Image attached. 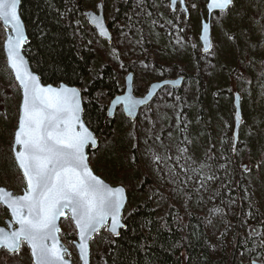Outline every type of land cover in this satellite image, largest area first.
Returning a JSON list of instances; mask_svg holds the SVG:
<instances>
[{
    "label": "rangeland",
    "instance_id": "rangeland-1",
    "mask_svg": "<svg viewBox=\"0 0 264 264\" xmlns=\"http://www.w3.org/2000/svg\"><path fill=\"white\" fill-rule=\"evenodd\" d=\"M113 1L103 2L105 18L109 21L117 13ZM98 2L102 1L85 0L82 12L95 11ZM153 2V13L148 5L144 10L134 12L138 19L143 17L141 29L123 27L112 45L98 39L88 25L76 23L75 34L80 48H84L81 46V32L79 34L81 28L88 39V48L93 52V70L108 61L123 82L127 74L125 70L131 68L134 71V93L142 96L150 83L178 76L170 66L164 64V59L189 61L192 65L195 63L193 52L197 47L202 56L198 58L203 66L201 80L210 79L214 86L204 90V109L201 111L194 68H190L187 71L190 78L180 90H164V95L158 96L136 121H127L118 110L113 121L116 126L126 129L125 151L122 154L125 157L121 161L110 157L106 146L113 140L107 139L100 143L99 153L94 156L97 161L95 163L93 159V162L97 165L99 176L105 181L114 180V177L122 174L117 171L123 169L127 179L134 181L129 186L132 196L130 203H136L140 199L138 191L142 178L139 172L135 173L140 175L139 178H134L132 170L137 167L133 158L138 155L148 179L146 191L151 203L161 208L163 195L167 194L172 204L184 213L190 210L203 215L220 253L222 241L217 240V236L225 231L226 218L233 220L238 214L245 215L249 202L257 200L264 193V159L262 156L258 159L259 155H264V0H235L227 14L213 16L212 39L216 49L207 55L200 52L197 15L193 17L194 24L182 26L183 32L173 34L170 27L165 25L166 14L161 10L158 13L159 2ZM196 7L201 9L202 5ZM1 31L2 28L0 187L17 195L23 188V180L11 147L21 95L19 89L15 91L11 85L14 81L5 63ZM150 51L155 53L156 60L148 56ZM132 56L137 59L132 60ZM162 72L168 77L163 78ZM215 89L217 95L213 93ZM226 92L230 93L229 97ZM233 93H239L241 97L243 116L236 147L232 140ZM177 98H180V105ZM221 151L228 155L224 162ZM231 156L233 163L230 162ZM255 162L258 163L257 169H260L254 175L250 170ZM234 167L243 172H236ZM2 210L0 225L7 218V213ZM96 237L91 244H98L97 259H101L110 237L107 234ZM18 255L13 256L15 261L24 264V259L18 258ZM71 260L79 264L78 259Z\"/></svg>",
    "mask_w": 264,
    "mask_h": 264
},
{
    "label": "trees",
    "instance_id": "trees-1",
    "mask_svg": "<svg viewBox=\"0 0 264 264\" xmlns=\"http://www.w3.org/2000/svg\"><path fill=\"white\" fill-rule=\"evenodd\" d=\"M130 1L127 5L120 4L121 12L117 15V25L122 28L131 26L140 30L142 22L132 9L130 12L124 11L126 7H131ZM84 8L85 0H21L20 14L29 39L24 53L42 83L64 82L82 89L85 124L97 136L100 143L107 139L113 140L106 149L110 157L121 161L125 157L122 154L125 151L126 129L116 126L113 119L107 117V105L112 98L122 93L123 82L108 61L93 70V52L88 48V39L81 28L79 34L81 32L83 41L81 46L84 48H80L75 27L77 22L87 25L82 12ZM166 20H168L167 16ZM3 36L1 31V37ZM215 49L216 44L213 43L212 51ZM198 51L196 47L193 52L195 63L192 65L189 61L178 62L174 59H164V64L170 66L178 76H184L185 81L190 78L187 71L194 68L197 97L201 104L199 108L201 107L200 110L203 111L204 90L210 89L214 84L210 79L201 80L203 66L198 58L202 56ZM154 54L150 51L148 56L156 60ZM136 59V56H132V60ZM162 73L163 78L168 77L165 72ZM11 85L16 91L15 83ZM213 93L217 95V90L215 89ZM225 94L230 96L228 92ZM161 95H164V91L159 97ZM177 101L180 105V98H177ZM98 153L88 150L90 165L97 175L99 171L93 159L96 163L94 156ZM261 156L264 159V155H259L258 159ZM227 157L228 155L222 152L223 162ZM230 162H234L232 156ZM133 163L137 166L132 170L134 178H139L140 175L142 178L138 191L140 199L136 203H130L132 198L130 185L134 181L132 178L127 179V173L123 169L117 171L122 174L114 177V180H106L114 186L123 184L128 191V209L123 217L125 230L121 231L117 238L110 237V243L101 259H97L98 244L95 242L91 244V259H93L91 264H250L253 260L264 264V193L257 200L249 202L245 215L238 214L233 220L226 218L224 232L227 234L222 232L217 236V240L222 241V250L218 253L219 250L214 244L205 217L190 210L184 213L172 204L167 194L163 195L164 203L161 208L154 206L147 197L148 179L145 177L138 155L134 156ZM257 164L255 162L250 170L254 175L259 173L260 168L257 169ZM106 166L105 164L104 167ZM112 167L113 164L111 169ZM234 168L236 172L242 171L237 167ZM137 172L140 173L139 176L135 174ZM105 234V230L100 232V235ZM60 235L71 251V259L77 261L71 247L75 233L70 221L61 223ZM18 258H23L24 264H31L29 254L24 247ZM13 260L15 261L16 258L0 251V264H21Z\"/></svg>",
    "mask_w": 264,
    "mask_h": 264
},
{
    "label": "snow or ice",
    "instance_id": "snow-or-ice-1",
    "mask_svg": "<svg viewBox=\"0 0 264 264\" xmlns=\"http://www.w3.org/2000/svg\"><path fill=\"white\" fill-rule=\"evenodd\" d=\"M18 3L0 0V21L14 34L7 41V59L23 91L13 153L26 187L22 195L0 188V204L10 210L12 221L18 225L8 233L0 228V248L18 253L26 244L34 264H65V250L56 236L60 231L57 220L64 216L75 223L80 257L83 264H88L87 241L109 219L110 231L116 233L126 192L122 187L107 185L88 166L84 149L96 142L82 124L77 130L79 90L63 85L58 89L41 87L28 71L20 51L26 37L17 14ZM172 3L183 5V0ZM232 4L233 0H210L209 12L217 9L223 13ZM89 21L104 34L100 17L90 16ZM202 31H208L207 25ZM119 99L128 115L144 103L132 95Z\"/></svg>",
    "mask_w": 264,
    "mask_h": 264
},
{
    "label": "water",
    "instance_id": "water-1",
    "mask_svg": "<svg viewBox=\"0 0 264 264\" xmlns=\"http://www.w3.org/2000/svg\"><path fill=\"white\" fill-rule=\"evenodd\" d=\"M209 2H210V0H207L206 6H205L206 15H205V17L202 16V18H201L200 30H199V36H198V42H199L200 47H201V54L202 55H207V54L211 53V50H212V26H211V21H212L213 15L221 13L217 9H213L212 12L210 13L209 12V7H208ZM176 4H173L172 0H170V5L169 6H170V10L171 11H174V9L176 7ZM231 6L228 9H226L223 13L227 12L231 8ZM20 8H21V0H19V3L17 5V14H18V16H19V18L21 20V26H22V28L24 30L26 41H25V43H24V45H23V47L21 48L20 51H21V55L25 59V63H26V67H27L28 71L33 76L36 77L37 83L41 87H45V88L52 87L54 89H58L61 85H63L65 87L76 88V89L79 90L81 103H80L79 122L77 123V130H79V126L82 124L91 133V135L93 136V138H94V140L96 142L95 144H92L90 142L88 145L85 146L84 152H85V155L87 157L88 166H89L90 170L93 172V174L96 175L98 178L102 179L107 185H109L110 187H113V188L122 187V188L125 189V192H126V202L124 203V206H123V208L121 210V214H120V217H119L120 226L116 229V233L114 234V233H112L110 231L111 219H109L108 221H106L105 226L101 227L98 230V232L94 233L92 235V237L87 241L88 250H87L86 259L88 261V264H90V261H91V242L94 240V238L97 235H99V233L102 230H105L106 233L112 238L119 237L120 232L125 230V224H124L123 216H124V212L126 211V208H127V205H128V201H129L128 192H127V189L124 186H121V185L113 186L110 183H108L107 181H105L102 177H100L97 174H95V172L93 171V169L90 166L88 150H90L91 152H96L99 149L100 142H99V139L97 138V136L87 127V125L84 122V119H83V112H84L83 96L84 95H83V91L81 90V88L79 86H77V85H69V84H66L64 82H60L58 84H44V83H42L39 75L32 70L30 62H29L28 58L26 57V55L24 53L25 47L29 43V39H28L27 31H26V26H25V24H24V22H23V20L21 18ZM180 9L182 10V12H184L186 19H188V10H187V8L185 6V1L184 0H183V5L180 4ZM93 15L101 18V23L103 24V27H104V34H100L97 31V29L90 23L89 17L93 16ZM84 16H85V19H86L89 27L92 30H94V32L96 33L97 37L100 40H102V41H104V42H106L108 44L112 43L111 32H110V30L108 28V23L105 20L104 12H103L101 3H99L98 6H97V12H93V11L85 12ZM0 25H1L3 33H4V40H3V43H2V48H3L4 57H5V63H6V66H7L8 70L10 71V73H11V75L13 77V81H14L15 85L18 87V89L20 91V95H21L20 105H19V112H18V117H17V124H16V129H15V131L13 133L12 147H11V152H12L13 159H14L13 145H14L15 132H16V130L18 128V123H19L20 106H21V102H22V99H23V91H22V88H21L19 82L15 79V74H14L13 70L11 69L10 65L8 64V59H7V50H6L7 41L14 34L12 33L10 26H5L2 21H0ZM204 25H207V27H208V31L207 32H203L202 31ZM202 36H203V39L201 38ZM206 42H207V48H206ZM133 82H134V74L132 72H128L126 74V76L124 77V79H123V91H122V93L117 95V96H115L114 98H112L110 100L108 106H107V116H108V118L113 119L115 114H116V112L118 111V109H121V112H122V114H123L125 119H127L130 122L136 121L138 119L140 111L142 109H145L146 107H148L162 91H164L165 89H171V90H174V91L180 90L182 88L184 82H185V78L183 76H178L176 78H168V79H162V80H159V81L152 82L147 87V90H146L145 94L143 96H139V97L135 96V94H134ZM126 95H132L135 99H142L144 101V103L141 106H139L137 108L136 112L133 113L132 115H128V113L124 110V105L120 102V99H119L120 97L126 96ZM232 107H233V110H234L232 140H233V146L236 147L238 142H239V133H240L241 125H242V122H243V116H242V110H241V97H240L239 93H233L232 94ZM14 162H15V160H14ZM15 164H16V162H15ZM16 166L18 168L17 164H16ZM18 170H19V168H18ZM19 172H20L21 177L23 179V176H22V173H21L20 170H19ZM23 182H24V180H23ZM24 187H26L25 182H24ZM0 188L5 189L6 192L13 193L12 191H9V190H7L4 187H0ZM22 194H23V189L21 190V193L18 194V195H22ZM0 207H2L7 212V215H8L7 219H5L4 222H3V225H0V228H3L5 233H8V232L18 228V225H16L12 221L10 210H8L6 208V206L3 205V204H0ZM67 220L70 221V223L72 224V227L74 228V232H75V240L72 241L71 246L73 247V249L75 251V254H76V257L78 259L79 264H83V261L81 260V257H80L79 247H78L79 242H80L79 241V234H78V230L75 227V223L73 221H71L70 219H66L64 216H60L58 218V220H57V225H58L60 231L58 233H56V236H57V239H58V244L65 250L63 252V254H62L64 262H65V264H74L73 261L68 258L71 255V252H70L69 248L67 247V245L62 241L61 236H60V233H61V222L62 221H67ZM24 246H25V248L27 249V251L29 253L31 264H34V260H33V257L31 255V251H30L29 247L26 244H24ZM21 248H22V246H21ZM21 248H20V250H21ZM0 250L5 251L8 255H15V254H18L20 252V250H19L18 253H12V252H9V251H7V250H5L3 248H0ZM250 264H259V263L257 261L253 260V261L250 262Z\"/></svg>",
    "mask_w": 264,
    "mask_h": 264
},
{
    "label": "flooded vegetation",
    "instance_id": "flooded-vegetation-1",
    "mask_svg": "<svg viewBox=\"0 0 264 264\" xmlns=\"http://www.w3.org/2000/svg\"><path fill=\"white\" fill-rule=\"evenodd\" d=\"M101 1L102 2H98L96 4L95 11H93V12H97V6H98L99 3L102 4V9H103V12H104L105 9H104L103 2L105 3L108 0H101ZM184 1H185V6H186V8L188 10V19H186L184 12H182V10L180 9V4L179 3L176 4V7H175L174 11H171L170 10V6H169L170 5V0H157V2H159L158 13H160L159 11L161 10L162 13L166 14L168 20H166L165 25L170 27V30H171V32H173V34L174 33L179 34V31H180V33L183 32L182 26L187 27L189 25L194 24L193 17L196 16V15H197L198 20H199V28H200L201 18H202V16L205 17V15H206L205 6H206V3H207V0H184ZM128 3H129V0H114L113 1V8L115 9V11L117 10V13H116L115 17L111 21L106 20V18H105L106 22L108 23V28H109V30L111 32V36H112V43H110V44L107 43L108 45H112L113 44L115 39L117 37H119L118 34L122 30L121 29L122 27H118V25H117V15L121 12L120 4L127 5ZM234 3H235V0H233L232 6L234 5ZM198 4L202 5L201 9L196 7V5H198ZM145 5H148V7L151 9V11H154V9H152L154 7L153 0H148V1H146V0H131L130 1V6L131 7L130 8L126 7V9L124 11L125 12H130L131 9H132L133 13L134 12H140V11L144 10ZM193 5H195V7H193ZM230 10H231V8L227 12L221 13V14H217V15H225ZM155 12H156V10H155ZM84 13L85 12H83V16H84ZM104 17H105V14H104ZM84 19H85V16H84ZM142 19H143V17L141 19H139V20L142 21ZM85 22L88 25L86 19H85ZM159 22L162 23V20L160 19ZM90 30L94 32V30H92L91 28H90ZM95 35H96V33H95ZM96 37H97V35H96ZM173 38H174V36H172V39ZM212 43H213V39H212ZM125 71H126V73L134 72L131 68H127ZM172 91H174V90H172Z\"/></svg>",
    "mask_w": 264,
    "mask_h": 264
},
{
    "label": "bare ground",
    "instance_id": "bare-ground-1",
    "mask_svg": "<svg viewBox=\"0 0 264 264\" xmlns=\"http://www.w3.org/2000/svg\"><path fill=\"white\" fill-rule=\"evenodd\" d=\"M254 223V222H253ZM245 232V231H244Z\"/></svg>",
    "mask_w": 264,
    "mask_h": 264
}]
</instances>
